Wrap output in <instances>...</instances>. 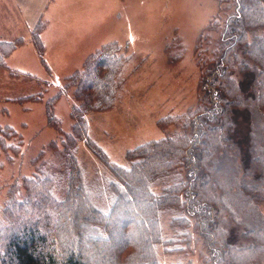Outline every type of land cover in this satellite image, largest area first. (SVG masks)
<instances>
[{"label":"trees","instance_id":"1","mask_svg":"<svg viewBox=\"0 0 264 264\" xmlns=\"http://www.w3.org/2000/svg\"><path fill=\"white\" fill-rule=\"evenodd\" d=\"M216 1L195 47L196 102L121 163L90 139L85 118L114 103V44L65 83L79 102L67 132L52 113L60 95L46 102L57 135L28 162L21 134L0 126V264H264V0ZM38 28L29 40L44 64ZM20 44L0 39V70L31 79L6 63ZM81 143L109 176L86 175Z\"/></svg>","mask_w":264,"mask_h":264},{"label":"rangeland","instance_id":"2","mask_svg":"<svg viewBox=\"0 0 264 264\" xmlns=\"http://www.w3.org/2000/svg\"><path fill=\"white\" fill-rule=\"evenodd\" d=\"M17 1L0 0V39L22 38L6 63L31 79L10 77L0 70V108L5 110L0 113V126H10L21 134L24 161L56 137L55 129L47 124L45 105L58 94L52 113L59 128L69 130L70 108L79 102L76 86L65 83L107 45L119 48L121 85L112 107L85 118L88 136L110 161L121 163L128 150L164 137L168 128H161L158 122L183 113L196 102L199 70L195 47L217 13L216 0H47L31 28L24 22V13L35 9L38 0H20L22 8H28L21 12L15 8ZM36 26L44 64L29 40V32ZM5 95L14 98L5 100ZM31 96L39 99L30 100ZM77 157L91 180L109 176L82 143ZM5 193L6 189L0 190V203ZM260 209L264 214V203Z\"/></svg>","mask_w":264,"mask_h":264},{"label":"crops","instance_id":"3","mask_svg":"<svg viewBox=\"0 0 264 264\" xmlns=\"http://www.w3.org/2000/svg\"><path fill=\"white\" fill-rule=\"evenodd\" d=\"M20 2H22V1H20V0H18L17 2H15L16 4L18 3V5H17V7H15L18 11H23L24 9H26L27 7H25V6H23V8H22V6L21 5H24V4H20ZM37 2H39V3H36L37 5L35 6V9L33 8H31V9H29V11H30V13L28 14V15H26L25 13H24V20H26V21H24V22H27V27L28 28H31V26L36 22V19H38V17L40 16V14L43 12V8H45L44 7V4H46V2H47V0H38ZM25 3L27 4H32V3H30L29 1H25ZM33 5V4H32ZM28 9V8H27ZM25 26V25H24Z\"/></svg>","mask_w":264,"mask_h":264}]
</instances>
